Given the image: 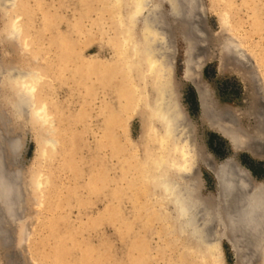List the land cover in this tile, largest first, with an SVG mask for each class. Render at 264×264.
Listing matches in <instances>:
<instances>
[{
    "label": "rangeland",
    "instance_id": "rangeland-1",
    "mask_svg": "<svg viewBox=\"0 0 264 264\" xmlns=\"http://www.w3.org/2000/svg\"><path fill=\"white\" fill-rule=\"evenodd\" d=\"M15 1L18 7L7 3L20 10L0 2V138L20 130L23 147L20 155H11L0 140V149L7 168L14 162L21 168L26 193L13 214L0 205V227L8 239L0 236V264H211L210 253L200 252V258L192 249L188 253L191 239L181 235L177 223L161 210L163 204L142 176L137 158L146 154L152 120L144 103L122 97L119 88L130 92L139 83L152 92L154 80L150 77L145 83L128 71L124 55H130V44L120 39L125 27L119 26L122 13L114 0ZM190 1L201 8H189ZM190 1L184 0V6L178 2L184 9L178 17L166 0H152L160 6L154 14L161 22L160 32H166L170 42L164 48L153 39L148 46L157 55L166 51L169 85L201 159L214 164L232 159L245 167L251 181L264 182V144L256 153L233 146L205 118L198 90L185 77L190 57L197 63L192 72L217 110L234 115L238 130L249 141L255 137L251 144L259 145V136L264 137V0ZM13 14H20V37L10 35ZM236 44L257 67L250 69L232 54ZM93 59L114 64L113 80L92 81L84 64ZM11 67L36 68L45 74L38 93L47 100L50 125L29 115L15 120L7 104ZM46 136L53 137L55 145L43 146ZM35 170L48 178L39 191L31 183ZM196 171L200 194L215 198L214 174L200 160ZM216 225L217 233L231 237L230 225ZM243 235L247 245L236 253L220 236L218 264H264L259 237Z\"/></svg>",
    "mask_w": 264,
    "mask_h": 264
},
{
    "label": "bare ground",
    "instance_id": "bare-ground-1",
    "mask_svg": "<svg viewBox=\"0 0 264 264\" xmlns=\"http://www.w3.org/2000/svg\"><path fill=\"white\" fill-rule=\"evenodd\" d=\"M3 1L6 3L10 1V4L17 6L15 0H0V2ZM166 1L170 4V10L178 15V17L184 13L182 11L184 6L183 3H186L184 0ZM178 2H183V6L181 3L179 4L181 6H177ZM190 3H192V1H190ZM113 4V6H117L116 8L119 9L118 11L122 13L119 18V26L125 27L122 32L123 36L120 39L126 43V45L127 43L131 45L127 46L130 47V55L127 57L125 56L126 54L124 55L126 65L129 66L128 71L131 72V75L132 72L134 73L135 71L140 75L139 80H143L145 83L148 82L147 80L150 77H153L152 79L154 80L152 83V92L146 86L144 87L139 83H136L130 92L123 89L121 85L119 92L122 97L124 95L127 96V98L130 96L136 105L144 103L149 111L152 121L147 135V143H145L147 144L146 154L143 157L141 153L142 157L137 156V160H139L138 162H140L141 168H143L144 174L142 173V176L146 180L149 186L148 188L154 192L156 200L163 204L164 210L162 208L161 210L167 212L168 216L177 223V230L181 235H188L191 239L192 244L187 249L188 253L189 249H192L199 258L201 256L200 252H205V255L210 253L211 264L219 263L216 254L220 250L218 241L220 236L228 240L235 253L238 247L245 248L247 245L245 244L246 242H244L246 238L241 237L244 233H250V235L256 234L259 237L257 239L258 242L256 240L257 245H259V247L263 246L262 248H264V182L251 181L249 172L245 167L238 163L235 164L232 159H226L217 164L204 158L201 159L197 149L193 147V141L190 137L193 133L191 129H188L186 121L182 116L179 103L174 98L172 89L169 85L166 51L161 55L160 53L157 55L154 49L148 46L153 43L151 41L153 39H156L157 43L163 45L162 47L168 42L166 41V32H162L163 30L160 32V28H162L160 26L161 22L159 20L157 21V17L154 15L157 11H160V6H156L157 4L154 5L152 0H114ZM192 4L193 6L188 5L189 8H195L196 10L197 8H201L200 5L194 6L195 2ZM9 6L8 7L11 8V5ZM184 8H187V6ZM11 9L15 11L16 8ZM192 10L193 9L189 11L192 13ZM146 12L148 14L144 18L143 14ZM10 13L12 12L10 11L9 14ZM10 17V35L20 37L21 33H23L22 26L19 22L20 14H13ZM196 17L198 18L199 15L197 16L196 14ZM157 22H159V24ZM196 22L194 23L196 24ZM139 23L140 25H138ZM138 27L141 28V30H136ZM194 29L196 30L198 27ZM197 32H199V30ZM192 41L193 38L191 42ZM141 45L142 48L140 47ZM234 47V52L232 54H235L240 61L247 64L250 69L257 67L255 61L249 57L243 48H239L240 46L238 44ZM230 51L232 50L230 49ZM124 58L120 60L124 61ZM193 61H195V59H191L190 57L187 58L185 77L192 81L198 90L201 108L205 118L212 127L216 128L221 134L228 138L233 146L246 147L251 152L256 153L257 150H260V144H264V137L259 136V141H257L259 145L254 146L251 143H253L252 141L256 138H251L252 140L250 139L249 141V136H243L240 130H238V127H236L234 115L217 110L215 103L211 100L210 93L202 83L197 81V77L191 70L195 64H197L193 63ZM85 67L92 81L99 79L102 82H108L107 80L111 81L114 78L115 66L112 62H101L100 60L93 59L86 62V64H84V68ZM9 72H11L12 75L8 81L6 80V85L10 86L9 93L11 96L10 98L8 96L9 99L7 104L10 106L11 113L15 117V120H22L29 115L34 121L42 124L49 123L50 125V122L53 120L51 119L52 115L49 112L47 100L41 98L38 93L40 83L45 79V74L36 68L18 69L11 67ZM123 72L126 74V71L123 70ZM122 82H124V80ZM156 123L159 127H156ZM8 133V135L1 137L0 140L5 141L11 155L18 156L23 147V136L21 131L18 130L15 132L14 130H10ZM55 143L53 137L46 136L43 141V146L47 147L48 145H55ZM199 160L209 168L216 178L218 193L215 198H207L200 194V181L196 171V163ZM138 162H136V164ZM140 164L137 166H140ZM11 167L12 168H7L6 160L3 158L2 150L0 149V205L4 206V208L9 211V214H13V207L16 204H20L26 193V190L23 188L25 182L21 168L16 167L15 162L11 164ZM139 168H137V171ZM141 168L139 171L142 170ZM44 176L42 171H34L31 183L35 190H41L47 183L48 178ZM138 185L136 187H139ZM137 193L140 194V192ZM150 202L152 203L154 201L151 200ZM161 213L162 212H160V214ZM218 221L231 226V237L223 235L222 231L217 233L219 224L217 226L216 223ZM54 223L53 227L55 226ZM3 232L4 229L0 227V236L7 242V235ZM249 244L250 248L252 243ZM85 247H87V245H85ZM256 247L258 248V246ZM260 251H262V249Z\"/></svg>",
    "mask_w": 264,
    "mask_h": 264
}]
</instances>
